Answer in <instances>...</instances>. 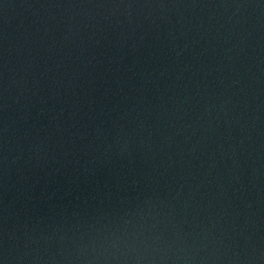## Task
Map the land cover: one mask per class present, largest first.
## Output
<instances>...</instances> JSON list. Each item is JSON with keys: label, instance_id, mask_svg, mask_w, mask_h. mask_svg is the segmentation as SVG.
Returning a JSON list of instances; mask_svg holds the SVG:
<instances>
[{"label": "water", "instance_id": "1", "mask_svg": "<svg viewBox=\"0 0 264 264\" xmlns=\"http://www.w3.org/2000/svg\"><path fill=\"white\" fill-rule=\"evenodd\" d=\"M0 264H111L50 0H0Z\"/></svg>", "mask_w": 264, "mask_h": 264}]
</instances>
